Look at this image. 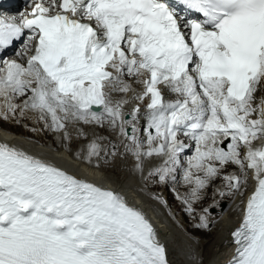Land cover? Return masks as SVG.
<instances>
[{"label": "snow or ice", "instance_id": "obj_1", "mask_svg": "<svg viewBox=\"0 0 264 264\" xmlns=\"http://www.w3.org/2000/svg\"><path fill=\"white\" fill-rule=\"evenodd\" d=\"M9 7L0 0V52L24 41L27 64L2 61L0 118L31 110L56 131L69 120L108 121L138 161L165 158L148 173L160 182L180 166L189 145L178 137H188L195 154L183 179L194 200L224 166L238 169L223 177L235 192L251 171L256 186L229 264H264V95H256L264 90V0H33L16 15ZM117 92L149 101L148 150L135 136L140 107L125 114ZM100 151L93 142L89 158ZM0 264L168 261L151 223L122 196L0 143Z\"/></svg>", "mask_w": 264, "mask_h": 264}, {"label": "bare ground", "instance_id": "obj_2", "mask_svg": "<svg viewBox=\"0 0 264 264\" xmlns=\"http://www.w3.org/2000/svg\"><path fill=\"white\" fill-rule=\"evenodd\" d=\"M0 127L7 130L15 131L18 134L24 133V131L19 129L18 127L11 126L10 124H7L1 120H0ZM114 131L117 134L116 140L120 142L122 140V137L119 132V129L116 128L114 129ZM42 132H44V130H42ZM108 132H113V131H108ZM9 137L11 139L18 138L15 135H9ZM101 138L104 141L108 139V137L105 134H102ZM48 143H52V145L55 144L53 141L51 142L48 141ZM71 153H72L71 151L67 153L66 151L62 150L59 153V156H67V155H71ZM77 156L79 155L77 154ZM121 171L123 172L125 171V169H122ZM92 173L102 175V177L107 175L111 179H114V176H117L116 174L115 175L105 174L102 171H95V170H92ZM116 178L121 182H129L131 187L134 188V186L132 185L133 177H131L127 173H125V175H120ZM145 204L147 206V209L156 210L158 208V205L155 202H145ZM233 221H235V218L229 217L228 214L225 213L220 222L219 221L215 222V225L218 224L219 226L216 227L217 230L214 239L206 243H204L201 239L199 241V244H197V242L195 241H192L184 232H181L177 229H171L170 233H167L163 228H161L163 232V239L165 240V244L163 246L167 247L171 252V255L167 260L168 264H198L193 262L190 258L188 259V257L198 252H201V246L205 248L206 253L208 252L206 255V260L203 264H217L219 261L223 260L224 258L231 256L233 254V247L229 248L227 246V242H225V239L227 238L225 234V227H232L235 224V222ZM161 224L163 227L165 226V222ZM172 258L173 260L171 261Z\"/></svg>", "mask_w": 264, "mask_h": 264}, {"label": "rangeland", "instance_id": "obj_3", "mask_svg": "<svg viewBox=\"0 0 264 264\" xmlns=\"http://www.w3.org/2000/svg\"><path fill=\"white\" fill-rule=\"evenodd\" d=\"M5 123H6V122H5ZM7 124H8V123H7ZM14 127H16V126H14ZM18 128H19V127H18ZM19 129H20V128H19ZM21 130H22V129H21ZM32 132H34V133L37 132V133H38V132H41V131H40L39 129H37V128H35V129L33 128V129H32ZM105 151H106V150H105ZM106 153L109 155L108 151H106ZM92 158H93V159H92ZM92 158H91V157H90V158L88 157V159L91 160V161H98V160H99V157H98V156H93ZM207 245H208V244H207ZM205 246H206V245H205ZM205 251H206V250H205ZM207 253H208V252H207Z\"/></svg>", "mask_w": 264, "mask_h": 264}]
</instances>
